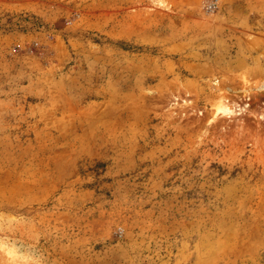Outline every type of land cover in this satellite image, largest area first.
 <instances>
[{"label":"rangeland","instance_id":"rangeland-1","mask_svg":"<svg viewBox=\"0 0 264 264\" xmlns=\"http://www.w3.org/2000/svg\"><path fill=\"white\" fill-rule=\"evenodd\" d=\"M0 264H264V0H0Z\"/></svg>","mask_w":264,"mask_h":264}]
</instances>
